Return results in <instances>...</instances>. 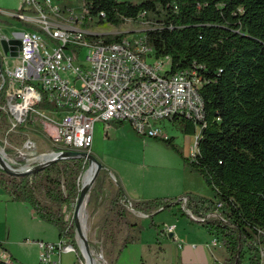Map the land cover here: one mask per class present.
<instances>
[{
	"label": "trees",
	"instance_id": "16d2710c",
	"mask_svg": "<svg viewBox=\"0 0 264 264\" xmlns=\"http://www.w3.org/2000/svg\"><path fill=\"white\" fill-rule=\"evenodd\" d=\"M67 1L83 5V26L89 19L95 20L96 25L118 27L126 21L152 16L155 24L144 33L152 56L169 62V74L186 71L194 81H201L202 118L175 115L169 120L177 122L183 134L198 135L193 156L185 157L172 136L154 140L178 153L189 171L203 180L213 198L186 194L187 202L181 209L183 198L129 202L118 186L110 199L109 212L140 233V227L127 222V209L145 215L152 214L149 211L177 209L189 222L221 240L228 255L224 264H241L246 253L249 264H261L264 0ZM125 37L101 36L104 43ZM40 107L51 109L46 101ZM87 166L83 159L60 160L23 177L8 176L0 169V188L10 201L26 203L41 222L55 227L58 239L73 238L74 223L67 224L66 209L75 204L79 194L77 179ZM189 214L201 220L195 221ZM149 219V228L156 227L152 216ZM135 241L127 236L117 253ZM9 261L0 258V264H12L10 257Z\"/></svg>",
	"mask_w": 264,
	"mask_h": 264
},
{
	"label": "built area",
	"instance_id": "2783aa9c",
	"mask_svg": "<svg viewBox=\"0 0 264 264\" xmlns=\"http://www.w3.org/2000/svg\"><path fill=\"white\" fill-rule=\"evenodd\" d=\"M16 2V12H2L27 26L23 33L7 34L1 40L20 42L19 46L9 45L17 53L16 62L13 66L1 63L0 73V133L4 136L3 140L0 138V152L5 160L6 150L21 156L18 169L13 168L14 161L12 165L6 161L10 168L28 171L62 152L90 155L96 123L108 126L111 122H128L139 136L156 139L168 136L161 124L163 120L169 121L175 115L202 118L200 79L192 81V74L186 71L169 74V62L152 56L145 36L94 48L88 45V37L98 36L103 41L102 35L87 33L83 5L82 16L75 17L68 10L65 17V10L53 0ZM73 25H80V32H73ZM118 47H125L126 55H118ZM83 49L87 52L84 61H80ZM43 101L51 109L40 107ZM36 122L55 132L50 135L51 150L39 152L37 144L28 138L20 146L8 142L9 138L28 135ZM197 138L198 135L196 141ZM196 141L190 156L196 152ZM80 181L81 176L77 179L79 190ZM186 202L183 198L181 209ZM172 232L173 228L163 230L164 234ZM25 243L37 247L39 264H61L62 255L77 251L66 236L54 243ZM217 245V239H212L208 247ZM0 258L10 263L8 257Z\"/></svg>",
	"mask_w": 264,
	"mask_h": 264
},
{
	"label": "rangeland",
	"instance_id": "374dc122",
	"mask_svg": "<svg viewBox=\"0 0 264 264\" xmlns=\"http://www.w3.org/2000/svg\"><path fill=\"white\" fill-rule=\"evenodd\" d=\"M129 1L138 3L141 0ZM53 3L65 10V13H63L65 17L69 15L68 10L75 17L82 16V4L79 2L53 0ZM14 8L15 10L18 9L16 0L13 2L12 8L3 9L12 11ZM2 12L4 11H0V42L5 35L23 33L27 27L22 22L10 18ZM154 24L152 16L141 18L138 21H126L118 27L96 25L95 20H93V22L87 25L86 30L102 36L124 34L126 39L135 41L144 37L145 31L153 28ZM86 52V49L81 51L80 61H84ZM0 61L1 63L7 62L9 66H13L16 59L4 54L0 46ZM100 124H95V130ZM161 124L163 129L174 138V143L179 150H184L185 153L183 155L189 157L190 148L195 145L196 134H183L177 122L163 120ZM32 128L33 130L29 131L28 135H21L20 140L13 138L10 140L9 138L8 142L11 143L13 141L14 143H18L17 146H20L21 141L24 138H28L37 144L39 152L51 150L50 135H55L53 129L44 126L40 122H36L32 125ZM115 131L117 138H114L110 134L109 141L106 143L100 142V139H96L94 149L90 150V155L103 168L88 191L85 199L86 204L84 203V209L79 216L80 227L85 232L83 233L90 249L95 250V253L91 252L98 264H165L162 259L164 250L160 240L166 237H163L161 230L173 228L174 224L178 229H183L185 226L182 220H187L186 217L181 216V213L177 209L174 212L165 210L152 217L156 227L149 228V219L144 231L138 233L136 230L126 226L122 219H116L114 214L109 212L108 208L110 199L116 192L114 184L118 177H123L125 180L133 183L135 188L139 189L142 188V185L150 187L162 180L177 181L183 169L182 157L162 142H156L154 139L139 136L128 122H123ZM3 137V133L1 132L0 138L2 140ZM103 137L106 140L105 136ZM140 142H145L147 145H143ZM5 154L7 155L6 161L9 165L11 161H14L16 165L11 164L13 168H20L18 163L21 161V156L19 157L12 150H6ZM8 157L13 158L10 159ZM88 167L89 165L79 175L81 176L79 185H81L82 177L86 170H88ZM0 191L5 194L1 188ZM208 193L212 196L210 190ZM74 208L75 204L66 209L65 220L68 225L73 223ZM29 211V206L12 202L8 200L7 196L0 198V243L2 245L0 256H2V253L3 255H8L11 258L12 264H39L36 259V248L30 242L36 240L45 242L52 240V242H56L58 240L57 229L48 224L34 222V218L29 214ZM150 212L152 213V211ZM142 217L138 212H134L131 209L126 210V220L129 223L139 225V222L141 224L145 221ZM195 225L197 228H201L200 225ZM40 227H45L46 232ZM127 236L140 239V241L134 245H127L118 254L117 252ZM191 237L197 239L203 238V235L196 234ZM70 239L75 243L77 251L62 255L61 264H84L85 260L82 258L81 245L76 234L74 233V237ZM212 239H217L218 244L221 242L215 236ZM212 239H210V242ZM25 242H29L30 244H26ZM221 247L217 245L213 247V250L223 253V259H227V252H225L224 248L221 249ZM260 257L261 264H264V246L260 247ZM223 261L220 259L221 263ZM241 264H249L248 253L244 255Z\"/></svg>",
	"mask_w": 264,
	"mask_h": 264
},
{
	"label": "crops",
	"instance_id": "0c3cea01",
	"mask_svg": "<svg viewBox=\"0 0 264 264\" xmlns=\"http://www.w3.org/2000/svg\"><path fill=\"white\" fill-rule=\"evenodd\" d=\"M14 1L15 0H0V11L10 12V13L14 12L15 8L12 11L3 9V8H12ZM118 123L119 122L110 123L108 126L101 123L96 130L94 125L91 150H93L95 147L94 144L96 139H100V142L106 143L109 141L110 134L113 135L114 138H117V133L115 130H117L123 124V122H120L119 124ZM164 131L168 136H171L166 130ZM103 136H105L106 140H104ZM140 143H142L143 145H147V143L145 142H140ZM182 153L183 154L185 153L184 150H182ZM114 185L116 189L118 186L122 189L126 200L129 202H144V201H150L153 199H159L163 197L169 199L184 198V195L186 194L196 195L206 199L213 198L212 196L209 195L208 193L209 190L204 184L203 180L198 175L190 172L189 169L184 164H183V169L180 172L179 179L177 181L162 180L159 183L151 185L150 187H146L142 185V188L139 189V188H135L133 183H131L130 181L125 180L123 177H118ZM3 196L6 195L0 191V198ZM18 203L22 204L23 206H29L23 202H18ZM174 210L176 209L169 210L168 212H174ZM157 212L158 211H153L152 214L149 215H145L144 213L138 212L143 216L142 218L145 221H143L141 224L139 222V225L137 226L140 227L142 231H144V229L147 226L149 217L150 216L153 217L155 214H158ZM29 214L32 216V218H34L33 219L34 222H38L39 224H45L37 218V216L35 215V213L31 208ZM187 220H182L185 226L183 229L180 228L178 229L174 224L172 233L164 234L163 230H161L163 237H166L165 239L161 238L160 240L164 250L162 255V259L164 260V263L165 264H224L223 260L225 259H223L224 256L223 253H218V251L208 247V244L210 243V239H212L213 236L205 228L201 226H200L201 228H197V226L195 225L196 223H191L188 222L189 220L188 221ZM188 224H190V226H188ZM40 228H43L44 232H46V229H44L45 227H40ZM196 234H202L203 238L193 239L191 236ZM168 235L171 236L169 237ZM138 241H140V239H136V241L132 244L134 245ZM49 242L54 243L52 242V240H50ZM219 245L221 247L220 242ZM33 246L36 248V254H37L36 259L38 260L37 247L35 245ZM222 248L223 247H221V249ZM1 255H3V253ZM4 257H8V255L4 254ZM220 259H222L223 261L222 263L220 262Z\"/></svg>",
	"mask_w": 264,
	"mask_h": 264
},
{
	"label": "water",
	"instance_id": "95a60500",
	"mask_svg": "<svg viewBox=\"0 0 264 264\" xmlns=\"http://www.w3.org/2000/svg\"><path fill=\"white\" fill-rule=\"evenodd\" d=\"M10 44H14L19 46L20 42L18 39H14L11 41H2L0 43L1 49L4 54L10 55L11 57H16L17 53L12 52L11 49L9 48ZM0 73H1V62H0ZM12 159L13 157H8ZM73 158H78V159H83L87 161L89 167L94 165V172L92 177L90 178V181L86 185H81L78 197L75 202V208H74V213H73V223H74V228H75V234L80 242L81 245V252H82V258L85 260V264H92L93 263V257L91 255V251L95 253V250H91L89 247V244L85 238V235L83 233V230L80 227L79 223V214L81 212V208L83 206V203L85 202V199L87 197L88 191L91 187V184L95 181L96 177L102 170V165H100L95 158H93L91 155H87L84 153H79V152H62L60 153L57 157L54 159H51L50 161L39 164L34 166L32 169L28 171H16L12 168L9 167L8 163L6 160L3 158L1 152H0V169L3 171L8 176L11 177H23V176H30L35 174L36 172L40 171L44 167H47L48 165L60 161V160H66V159H73ZM88 167V168H89ZM169 237L171 235H168ZM85 255H87V259L85 258Z\"/></svg>",
	"mask_w": 264,
	"mask_h": 264
},
{
	"label": "bare ground",
	"instance_id": "6f19581e",
	"mask_svg": "<svg viewBox=\"0 0 264 264\" xmlns=\"http://www.w3.org/2000/svg\"><path fill=\"white\" fill-rule=\"evenodd\" d=\"M91 22H93V20L89 19L88 23L90 24ZM73 32H80V25H73ZM87 33L95 34L94 32H91V31H87ZM88 45L94 46V48H105V43L103 41H100V38L98 36L88 37ZM118 55H126V48L125 47H118ZM192 81H194V80L192 79ZM93 172H94V165H92L91 167L88 168V170H86L84 176L82 177L81 185H86L90 181V178L92 177ZM84 203H83V206L81 208V212L84 209ZM81 212H80L79 216L81 215ZM83 232H84V230H83ZM91 255L93 257V263L92 264H98V262L94 259L95 257L93 256L92 252H91ZM85 258L86 259L88 258L87 255H85Z\"/></svg>",
	"mask_w": 264,
	"mask_h": 264
}]
</instances>
